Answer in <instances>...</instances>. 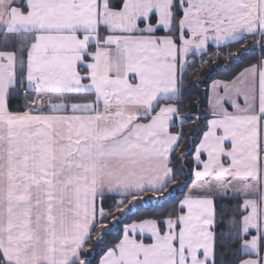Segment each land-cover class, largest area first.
Masks as SVG:
<instances>
[{
	"label": "snow or ice",
	"instance_id": "snow-or-ice-1",
	"mask_svg": "<svg viewBox=\"0 0 264 264\" xmlns=\"http://www.w3.org/2000/svg\"><path fill=\"white\" fill-rule=\"evenodd\" d=\"M0 264H264V0H0Z\"/></svg>",
	"mask_w": 264,
	"mask_h": 264
},
{
	"label": "trees",
	"instance_id": "trees-1",
	"mask_svg": "<svg viewBox=\"0 0 264 264\" xmlns=\"http://www.w3.org/2000/svg\"><path fill=\"white\" fill-rule=\"evenodd\" d=\"M215 51V46L212 45L209 48V53ZM234 51V49H233ZM227 51L223 53L220 57H213L211 62L200 66V57L196 56V63L192 68L188 70V85L185 91L184 104L188 109H194L198 112L206 113V87L207 84L214 78H229L234 75L244 63H247L252 57H245L240 63H236L227 58ZM254 55H259V50L257 49ZM186 131L188 129L186 128ZM177 177L181 182H186L188 185L192 180L190 171L188 167H185L181 172L177 173ZM186 188L169 186V190L157 197L152 193H147L142 201L135 205V210L137 214H151L159 213L168 209L171 204L182 198L183 192ZM152 199H148V197Z\"/></svg>",
	"mask_w": 264,
	"mask_h": 264
},
{
	"label": "crops",
	"instance_id": "crops-1",
	"mask_svg": "<svg viewBox=\"0 0 264 264\" xmlns=\"http://www.w3.org/2000/svg\"><path fill=\"white\" fill-rule=\"evenodd\" d=\"M218 79H224V78H214V79H212L208 84H207V87H206V98H205V100H206V109H207V111H206V115L208 114V100H209V97L211 96V86H212V82L214 81V80H218ZM194 179V177H192V180ZM192 180H191V182L189 183V186L191 185V183H192Z\"/></svg>",
	"mask_w": 264,
	"mask_h": 264
},
{
	"label": "water",
	"instance_id": "water-1",
	"mask_svg": "<svg viewBox=\"0 0 264 264\" xmlns=\"http://www.w3.org/2000/svg\"><path fill=\"white\" fill-rule=\"evenodd\" d=\"M135 210V206L133 207V211Z\"/></svg>",
	"mask_w": 264,
	"mask_h": 264
}]
</instances>
